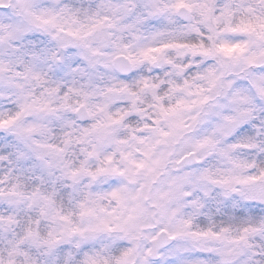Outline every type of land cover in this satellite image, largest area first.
<instances>
[{
  "label": "clouds",
  "instance_id": "obj_1",
  "mask_svg": "<svg viewBox=\"0 0 264 264\" xmlns=\"http://www.w3.org/2000/svg\"><path fill=\"white\" fill-rule=\"evenodd\" d=\"M176 3L0 0V264H264V0Z\"/></svg>",
  "mask_w": 264,
  "mask_h": 264
},
{
  "label": "snow or ice",
  "instance_id": "obj_2",
  "mask_svg": "<svg viewBox=\"0 0 264 264\" xmlns=\"http://www.w3.org/2000/svg\"><path fill=\"white\" fill-rule=\"evenodd\" d=\"M175 9H187L189 12L195 9L198 11L200 16L204 18L205 21L213 20L216 22H219L221 19H227L232 15L231 9L228 4H225L224 8L221 11L220 16H214L213 15V7L211 0H203L202 3L199 4H192V3H186L185 0H177V3L173 6ZM155 11L162 12L164 9L156 7ZM243 23V22H242ZM239 27V26H238ZM261 31L255 32V35L259 40L264 41V23L260 25ZM253 29L252 24H244L243 27L240 29L242 31H249ZM232 31H236L237 29H231ZM244 45L242 44H228L226 42H222L219 44L218 48L219 50L225 52V54H230L234 49H243ZM204 51H207V49H203ZM151 51V50H150ZM147 52L144 53L145 56H147ZM249 62H255V57H252L249 59ZM230 119V118H229Z\"/></svg>",
  "mask_w": 264,
  "mask_h": 264
}]
</instances>
